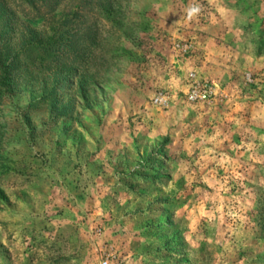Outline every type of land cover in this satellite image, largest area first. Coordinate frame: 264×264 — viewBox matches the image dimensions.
<instances>
[{"label": "rangeland", "instance_id": "obj_1", "mask_svg": "<svg viewBox=\"0 0 264 264\" xmlns=\"http://www.w3.org/2000/svg\"><path fill=\"white\" fill-rule=\"evenodd\" d=\"M105 260L264 264V0H0V264Z\"/></svg>", "mask_w": 264, "mask_h": 264}, {"label": "built area", "instance_id": "obj_2", "mask_svg": "<svg viewBox=\"0 0 264 264\" xmlns=\"http://www.w3.org/2000/svg\"><path fill=\"white\" fill-rule=\"evenodd\" d=\"M209 95H210V94H209V90H208V89H205V90L203 91V93L201 94V96H203V97H205V98H207ZM104 264H109V261H108V260H105V261H104Z\"/></svg>", "mask_w": 264, "mask_h": 264}]
</instances>
